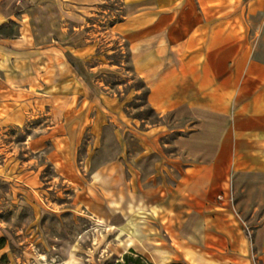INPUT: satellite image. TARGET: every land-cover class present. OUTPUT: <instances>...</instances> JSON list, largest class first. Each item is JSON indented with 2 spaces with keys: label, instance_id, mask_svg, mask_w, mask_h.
<instances>
[{
  "label": "crops",
  "instance_id": "0c3cea01",
  "mask_svg": "<svg viewBox=\"0 0 264 264\" xmlns=\"http://www.w3.org/2000/svg\"><path fill=\"white\" fill-rule=\"evenodd\" d=\"M50 1L0 0V32L16 29L0 34V135L41 111L32 151L51 140L50 160L81 181L93 216L122 221L121 254L264 264V0H123L110 31L127 44L155 123L90 95L74 68L90 49L24 35ZM58 1L87 11L100 0Z\"/></svg>",
  "mask_w": 264,
  "mask_h": 264
},
{
  "label": "rangeland",
  "instance_id": "374dc122",
  "mask_svg": "<svg viewBox=\"0 0 264 264\" xmlns=\"http://www.w3.org/2000/svg\"><path fill=\"white\" fill-rule=\"evenodd\" d=\"M123 14V0H100L87 11L52 0L27 18L24 35L35 36L38 46L90 49L74 64L90 95L122 99L128 117L155 123L159 119L146 105L127 44L110 31ZM15 33L13 25L0 32ZM46 123L42 112L34 110L26 123L0 135V264H133L140 254L120 252L116 226L122 221L93 216L81 181L66 170L61 174L50 160L51 140L41 144L39 153L32 151ZM83 158L81 151L78 159ZM126 254L131 263L124 261ZM142 262L150 263L144 257Z\"/></svg>",
  "mask_w": 264,
  "mask_h": 264
},
{
  "label": "trees",
  "instance_id": "16d2710c",
  "mask_svg": "<svg viewBox=\"0 0 264 264\" xmlns=\"http://www.w3.org/2000/svg\"><path fill=\"white\" fill-rule=\"evenodd\" d=\"M131 252L134 253V251H131ZM124 261L126 263H131L132 259L128 257V254H126L124 256ZM142 261H143V257L141 255H137V259H135L133 264H144ZM149 264H151V263H149Z\"/></svg>",
  "mask_w": 264,
  "mask_h": 264
}]
</instances>
